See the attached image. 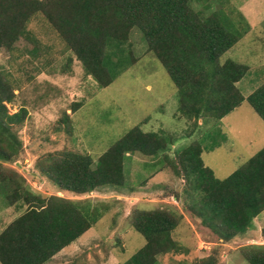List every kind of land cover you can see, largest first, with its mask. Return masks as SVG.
Returning <instances> with one entry per match:
<instances>
[{
	"label": "trees",
	"instance_id": "obj_1",
	"mask_svg": "<svg viewBox=\"0 0 264 264\" xmlns=\"http://www.w3.org/2000/svg\"><path fill=\"white\" fill-rule=\"evenodd\" d=\"M212 0H0V49L12 50L41 15L65 48L80 62L85 75L99 87L110 85L134 59L126 45L137 28L147 51L165 68L177 92V113L196 122L205 117L219 121L240 106L244 97L236 84L249 68L231 60H218L240 38L222 24L218 12L208 15ZM192 5H195L193 8ZM129 57V58H128ZM14 87L0 69V194L6 206L26 210L0 232V264H49L62 249L90 230L107 211L103 203L70 200L31 193L13 164L21 153L16 128L27 110L10 113ZM264 122V83L245 98ZM81 105H76L73 112ZM68 117L65 121H68ZM169 135L128 130L95 162L88 155L62 152L48 155L40 172L60 191L84 196L101 190L119 191L125 186L124 161L134 153L159 158L172 145ZM203 148L194 141L173 159V170L185 181L191 198L187 211L222 242L244 234L264 211V147L223 180L217 179L201 159ZM180 217L172 211H137L133 230L144 246L122 264H156L157 257L182 254L173 239ZM263 237H264V233ZM248 264H264V245H246ZM210 255L199 264H216Z\"/></svg>",
	"mask_w": 264,
	"mask_h": 264
},
{
	"label": "rangeland",
	"instance_id": "obj_2",
	"mask_svg": "<svg viewBox=\"0 0 264 264\" xmlns=\"http://www.w3.org/2000/svg\"><path fill=\"white\" fill-rule=\"evenodd\" d=\"M212 12L219 13L226 30L240 34L236 44L220 56L219 64L231 60L249 70L236 84L244 97L240 106L219 121L205 117L196 126L177 113L176 88L165 68L147 51L137 28L131 29L126 45L134 63L104 88L85 75L80 62L41 15L28 25L31 41L20 39L12 50L0 49V69L15 89L14 100L7 105L9 112L21 107L27 110L23 124L16 128L20 156L4 167L19 173L26 188L40 197L88 199L107 207L64 258L49 264L126 262L145 244L131 226L134 213L143 210L172 211L180 217L173 239L185 253L158 256L156 264H199L210 255L216 264H248L242 248L264 245V211L244 234L229 242L204 229L187 211L192 197H187L184 179L172 168L180 150L197 141L203 148L204 166L223 180L264 147V122L245 100L264 83V0H212L204 14ZM76 105L81 106L73 112ZM136 126L145 133L169 135L172 145L161 164L163 154L159 158L129 155L124 161L125 186L117 192L101 190L75 196L60 191L40 172L50 154L75 152L95 162ZM25 210L26 206H6L0 194V218L5 225Z\"/></svg>",
	"mask_w": 264,
	"mask_h": 264
},
{
	"label": "crops",
	"instance_id": "obj_3",
	"mask_svg": "<svg viewBox=\"0 0 264 264\" xmlns=\"http://www.w3.org/2000/svg\"><path fill=\"white\" fill-rule=\"evenodd\" d=\"M6 225H5V223H3V218L1 217L0 218V232L2 231V229L5 227ZM92 229V228H91ZM89 231V230H88ZM87 231V232H88ZM85 234V233H84ZM83 234V235H84ZM82 235V236H83ZM79 239V238H78ZM77 239V240H78ZM77 240L74 242V243H72L71 245H69V246H67V247H65L64 249H62L58 254H56L54 257H53V260H55L56 258H58L59 260H61L60 259V257L61 258H64V257H62V256H65V254H68V252L69 251H71L73 248H74V246H76L79 242H77ZM77 242V243H76ZM81 242V241H80ZM75 258H78V256H74ZM72 258V257H71ZM78 259H80L81 260V258H78ZM57 260V259H56Z\"/></svg>",
	"mask_w": 264,
	"mask_h": 264
}]
</instances>
